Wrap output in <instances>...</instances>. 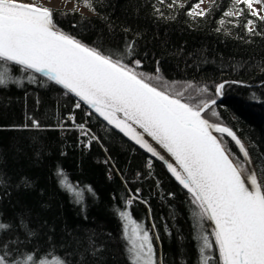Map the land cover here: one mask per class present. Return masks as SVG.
Returning <instances> with one entry per match:
<instances>
[{
  "label": "trees",
  "instance_id": "obj_1",
  "mask_svg": "<svg viewBox=\"0 0 264 264\" xmlns=\"http://www.w3.org/2000/svg\"><path fill=\"white\" fill-rule=\"evenodd\" d=\"M72 1L92 13L50 7L56 28L194 108L218 99L203 116L246 143L264 188V0L261 14L245 0L204 11L202 0ZM222 143L248 175L236 144ZM125 213L157 264H222L201 206L160 161L56 82L0 58V264H135Z\"/></svg>",
  "mask_w": 264,
  "mask_h": 264
},
{
  "label": "water",
  "instance_id": "obj_2",
  "mask_svg": "<svg viewBox=\"0 0 264 264\" xmlns=\"http://www.w3.org/2000/svg\"><path fill=\"white\" fill-rule=\"evenodd\" d=\"M0 58L56 82L160 161L200 204L222 264H264V188L245 142L194 108L62 32L49 6L0 0ZM229 137L245 175L223 146Z\"/></svg>",
  "mask_w": 264,
  "mask_h": 264
},
{
  "label": "rangeland",
  "instance_id": "obj_3",
  "mask_svg": "<svg viewBox=\"0 0 264 264\" xmlns=\"http://www.w3.org/2000/svg\"><path fill=\"white\" fill-rule=\"evenodd\" d=\"M49 7H62L77 9L80 12L90 14L92 10L80 3L72 0H28ZM210 0H202L195 5V10L204 11ZM257 13H262L263 0H245ZM262 187H263V182ZM125 233L129 241V253L135 264H157L155 252L151 244L149 234L143 227L136 223L127 213H125ZM1 263V260H0ZM37 264H60L57 261H41Z\"/></svg>",
  "mask_w": 264,
  "mask_h": 264
},
{
  "label": "bare ground",
  "instance_id": "obj_4",
  "mask_svg": "<svg viewBox=\"0 0 264 264\" xmlns=\"http://www.w3.org/2000/svg\"><path fill=\"white\" fill-rule=\"evenodd\" d=\"M80 102V101H79ZM66 118H69V119H74V116H73V113H68L67 114V117ZM83 133H85V134H87V132L86 131H82ZM219 135V137H220V135H222V134H218ZM224 136V135H223ZM225 137V136H224ZM221 139V138H220ZM221 142H223V140L221 139ZM223 144V143H222ZM246 144V143H245ZM224 146V145H223ZM225 147V146H224ZM247 148V147H246ZM226 149V148H225ZM233 159V158H232ZM244 160V159H243ZM235 162V161H234ZM245 162V161H244ZM253 162V161H252ZM236 163V162H235ZM246 164V163H245ZM254 164V163H253ZM237 165V164H236ZM255 166V165H254ZM246 167H247V165H246ZM256 168V167H255ZM259 178L260 179H262V177H261V175L259 176ZM196 199V198H195ZM198 202V201H197ZM200 205V204H199ZM207 219V218H206ZM208 221V220H207ZM210 224V223H209Z\"/></svg>",
  "mask_w": 264,
  "mask_h": 264
},
{
  "label": "flooded vegetation",
  "instance_id": "obj_5",
  "mask_svg": "<svg viewBox=\"0 0 264 264\" xmlns=\"http://www.w3.org/2000/svg\"><path fill=\"white\" fill-rule=\"evenodd\" d=\"M220 138H221L222 140H224L223 135H220ZM229 151H231L233 155H236L235 152L233 151V149H232L231 147H229Z\"/></svg>",
  "mask_w": 264,
  "mask_h": 264
}]
</instances>
